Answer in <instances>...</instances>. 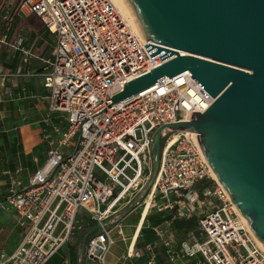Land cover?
Masks as SVG:
<instances>
[{
  "label": "built area",
  "instance_id": "1",
  "mask_svg": "<svg viewBox=\"0 0 264 264\" xmlns=\"http://www.w3.org/2000/svg\"><path fill=\"white\" fill-rule=\"evenodd\" d=\"M15 1L0 0V26L14 14L39 17L55 43L38 54L36 41L26 35L9 30L0 36V47L17 53L23 66L40 64L37 75L43 77L49 102L43 119L47 159L28 185L10 175L0 198V209L18 215L25 230L13 253L0 252V264H47L81 229L80 215L90 216L98 227L87 242L85 258L107 264L112 217L147 188L155 134L163 127L160 168L143 204L151 197L149 214L155 203L170 222L197 215L200 237L186 234L193 244L184 241L178 250L166 221L165 226H151L157 242L139 248L135 244L129 259L146 258V264H264L263 249L213 178L198 139L169 127L190 122L193 112L204 113L214 103L193 74L163 77L146 92L108 106L125 83L168 61L152 59L145 47L159 45L128 26L111 0H21L17 10ZM21 75H5L0 68V86L11 80L16 87ZM210 179L213 185L196 189Z\"/></svg>",
  "mask_w": 264,
  "mask_h": 264
},
{
  "label": "water",
  "instance_id": "2",
  "mask_svg": "<svg viewBox=\"0 0 264 264\" xmlns=\"http://www.w3.org/2000/svg\"><path fill=\"white\" fill-rule=\"evenodd\" d=\"M147 40L151 58L168 60L123 85L110 105L189 71L214 103L176 130L198 133L207 162L264 246V0H126ZM155 135L154 169L161 137ZM93 229L84 239L97 231Z\"/></svg>",
  "mask_w": 264,
  "mask_h": 264
},
{
  "label": "crops",
  "instance_id": "3",
  "mask_svg": "<svg viewBox=\"0 0 264 264\" xmlns=\"http://www.w3.org/2000/svg\"><path fill=\"white\" fill-rule=\"evenodd\" d=\"M45 31L46 30L44 29L43 32ZM45 33L44 35H39V32L35 35H29L27 32H19L18 34H21L22 36L26 35L27 37L32 39V41L35 42L36 39H43L45 37ZM53 45L51 43H48V49L46 51L51 50ZM0 68L2 73L5 75H9V73L16 72H20L22 74L16 79V87L12 86L11 80L6 81L2 86H0V108H2L4 112H7V109L11 110L12 107L27 106L29 110L35 111L34 115L36 117L35 119H37V121H35V124H38L36 128H33L32 125L21 126L17 123L18 125L14 128V130L19 132L20 139L18 138L17 134L9 136V133L6 132V130L1 131V198L6 194L8 190V182L10 175L13 174L24 185H28L29 179L47 159L48 145L45 141V138H43V130L45 128V123H43V119L47 117V107L49 105V102L46 99L48 92L43 87V77L37 75L41 70L40 64L32 61L30 62V64L23 66L20 63V59L17 53H15L10 48L6 49L0 47ZM10 95H13V98H11ZM123 212V209H120L119 213L113 216L115 217L121 215V218L120 220L115 221L114 225L110 226L113 244L111 247L112 250L110 249V252L107 255V264H146V258L127 259L122 263V259L124 258L125 252L127 251L131 243L130 241L132 237L137 236L135 244L138 248L142 247L145 244L155 243L157 242V237L151 226H165L166 221H168V223H170L169 228L171 229L173 221L176 220H172V222H170L167 212L152 213L151 211L150 214H148L146 219L144 220L142 227H140L138 225L141 219V210L135 208L134 210H132V212L125 215H123ZM135 214H138V217L134 218L133 215ZM160 216L162 221H160ZM84 218L87 224L85 226H82L81 229H79L81 231H85V233L83 234V239H79L81 237L80 233H75L70 238V240H68L65 245L60 249V251L51 258V260L47 264H95L90 262L87 258L86 263H83L81 261V258H79L80 256H84L85 258L87 243H84V239L86 232L91 229L90 227L93 224L95 226L92 227L90 232L93 229L97 228L95 222L91 219L90 216L84 215ZM90 220H92L93 223H91ZM119 223L120 227L117 226V224ZM97 231H95L94 233H96ZM120 231L121 235H119ZM150 238H152L151 242H147L146 240ZM121 242H128V245L118 257L114 255L112 251ZM16 248H14L12 252H7L6 249L3 250L8 254H11L15 251ZM1 251L2 250H0V252ZM158 256L160 258V261H163L164 258L162 256L161 249L158 250ZM111 258H113L114 261H112Z\"/></svg>",
  "mask_w": 264,
  "mask_h": 264
},
{
  "label": "rangeland",
  "instance_id": "4",
  "mask_svg": "<svg viewBox=\"0 0 264 264\" xmlns=\"http://www.w3.org/2000/svg\"><path fill=\"white\" fill-rule=\"evenodd\" d=\"M31 24L36 26L35 30L37 31L38 29L41 28V27L40 28L37 27L39 24L38 22H36L34 19H31L29 21H23L20 24V33H24L25 32L24 28L28 27ZM43 30H44V27L39 30V35L41 34L44 35L45 32H43ZM34 113L35 111L29 110L27 106L26 107H12L11 110L7 109V112H4V110L0 108V133L2 130H6V132L9 133V136L13 134H17L18 138L20 139L19 132L14 130V128L17 127L18 124H20L21 126L32 125L33 128H36L38 124H35V121H37V119H35L36 117ZM143 201L141 203L139 201V202H135V204L134 203L130 204L129 210H128L129 213L132 212V210H134L140 204H143ZM150 211H152V213L157 212L155 203H153ZM133 216L134 218L138 217V214L137 215L135 214ZM120 218H121V215L115 216L113 217V220L118 221L120 220ZM78 220H79V224H81L82 226H85L87 224V222L85 221L84 215H80L78 217ZM90 221L91 223H93L92 220ZM160 221H162L161 216H160ZM171 230H172V235H173V240H174V246L176 247V249L180 250L181 245L184 241H189L190 243L193 244V241L190 240L188 236L185 235L182 231L177 230L174 227V225H172ZM24 233H25V230L19 224L18 215H15L14 212L12 213L10 211L0 209V250L6 249L7 252H12L14 248H16L18 244H20V242L22 241L24 237ZM75 233L81 234V237L79 238L81 240L83 239V234L85 233V231L76 230ZM195 236L199 238L200 234L196 233ZM151 240L152 238L147 239L146 241L151 242ZM127 245H128V242L127 243L121 242L115 247L112 253L119 257L122 251L127 247ZM79 258H81V261L83 263H86V258H84V256L82 257L80 256ZM111 259L112 261H114L113 258Z\"/></svg>",
  "mask_w": 264,
  "mask_h": 264
},
{
  "label": "trees",
  "instance_id": "5",
  "mask_svg": "<svg viewBox=\"0 0 264 264\" xmlns=\"http://www.w3.org/2000/svg\"><path fill=\"white\" fill-rule=\"evenodd\" d=\"M15 2H16V10H17L20 7V5L22 4V2H21V0H16ZM31 19H34L36 22L39 23L37 27H39V28L41 27L40 29L43 28L44 23L41 20V18H39V17L30 16L29 18L21 19V18L16 17L14 14L10 17L8 22L1 24L0 36L7 34L9 30H12L15 35L18 34L20 32V24L23 21H29ZM35 29H36V26H34L32 24L29 25L28 27L24 28L25 32H27L29 35H33V34L35 35L40 30V29H38V31H37ZM45 32H46L45 37L43 39H40V38L36 39V45H37L36 47H38L37 48L38 54L44 53L48 49V47H47L48 43H51L53 45L55 42L54 35L51 34V32H49L47 30ZM214 183H215L214 180H211V179L207 180V181H202L196 185V189L202 190L203 188L209 187L210 185H213ZM146 194H147V188H145L143 191H141V193H139V195H137V197L134 199V201L132 203L135 204V202H139V201L141 203L146 198ZM128 210H129V206L123 210L124 211L123 215L128 214L129 213ZM172 225H174V227L177 230L182 231L185 235L188 233H191V232L199 233V230H200V224L198 223L197 215L191 219H188V220L173 221ZM93 226H95V225L94 224L91 225L90 228L92 229ZM90 230H88V232H86L85 237L89 234ZM89 239H90V237L87 239L86 243L88 242Z\"/></svg>",
  "mask_w": 264,
  "mask_h": 264
},
{
  "label": "bare ground",
  "instance_id": "6",
  "mask_svg": "<svg viewBox=\"0 0 264 264\" xmlns=\"http://www.w3.org/2000/svg\"><path fill=\"white\" fill-rule=\"evenodd\" d=\"M111 1H112L113 5L117 8L119 14H121V17L127 22L128 26L130 25L132 27V29H134V31L140 37H142L143 39H145V37H146L145 36V33H144L143 29H141V27H140L138 21L136 20L134 14H132L131 9L128 7L127 1L126 0H111ZM192 134H194V136L199 141V134L198 133H194V132ZM199 144H200V142H199ZM203 153H204V151H203ZM204 157L206 159L205 153H204ZM206 161H207V159H206ZM212 176L220 184L219 179L216 177V175H215L214 172H213ZM150 204H151V197L148 198L146 200V202L143 204V207H141V211H142L141 212V219H140V222H139V225H138L140 227H142V224L144 223V220L146 219L147 215L149 214ZM234 207H235V205H234ZM236 210H237V213L239 215V220L242 221V223H244V227L246 228V230L251 234V236L255 239V242L258 243V245L264 251L263 244L259 241L258 238H255V236H254V234H253V232H252L249 224L247 223V221L245 220V218L242 216V214H240L238 208H236ZM133 237H132V239L130 241L131 243H130L127 251L125 252L124 258L122 259V263L124 261H126L127 259H129V256L131 255L132 249H133V247H134V245L136 243V237L137 236H135L134 238Z\"/></svg>",
  "mask_w": 264,
  "mask_h": 264
}]
</instances>
